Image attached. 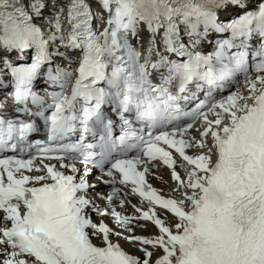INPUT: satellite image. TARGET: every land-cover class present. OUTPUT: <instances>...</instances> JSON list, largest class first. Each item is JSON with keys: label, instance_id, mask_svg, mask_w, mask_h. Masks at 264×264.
I'll return each mask as SVG.
<instances>
[{"label": "snow or ice", "instance_id": "obj_1", "mask_svg": "<svg viewBox=\"0 0 264 264\" xmlns=\"http://www.w3.org/2000/svg\"><path fill=\"white\" fill-rule=\"evenodd\" d=\"M0 96V264H264V0H0Z\"/></svg>", "mask_w": 264, "mask_h": 264}, {"label": "bare ground", "instance_id": "obj_2", "mask_svg": "<svg viewBox=\"0 0 264 264\" xmlns=\"http://www.w3.org/2000/svg\"><path fill=\"white\" fill-rule=\"evenodd\" d=\"M94 8H95L94 13H96V12L99 11V10L97 9V7H94ZM65 23H66V21H65ZM61 50H63V49H61ZM170 186H171V185H170ZM98 189H99V188H98ZM93 194H94V192H92V195H93ZM93 196H94V195H93ZM149 232H151V229H150V228H145V229H135V233H137V234H143V235H145V234H147V233H149ZM121 244L123 245V247H124L125 249H127V250L130 249V248H129V245H128L127 243L121 242ZM161 254H162V251L157 250V251L154 253L152 259L154 260V258H156V256L161 255Z\"/></svg>", "mask_w": 264, "mask_h": 264}]
</instances>
